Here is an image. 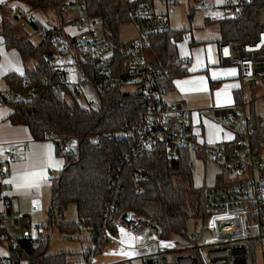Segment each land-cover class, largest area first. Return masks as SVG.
Instances as JSON below:
<instances>
[{
	"label": "trees",
	"instance_id": "obj_1",
	"mask_svg": "<svg viewBox=\"0 0 264 264\" xmlns=\"http://www.w3.org/2000/svg\"><path fill=\"white\" fill-rule=\"evenodd\" d=\"M24 1L31 9H49L64 3V0ZM263 3L264 0H241L237 17L218 19L219 41L245 43L254 39L262 25L259 18ZM83 4L87 16L99 21L102 40L112 46L111 73L125 74L126 53L132 41L121 42L120 30L124 22L133 19V2L83 0ZM2 27L7 46L17 48L24 61L37 60V65L27 69L23 76L12 73L7 76L11 87L24 85L34 90L30 99H6V103L13 107L12 122L28 125L34 138H44L55 132L58 139L68 142L77 139V146L73 148L71 145L64 155L66 163L52 182L47 226L57 227L66 234L79 227L90 229L94 246L84 252L86 258L101 251L105 230L117 233L116 219L122 212L131 211L155 220L163 238H168L172 232L185 234L189 218L208 215L205 204L207 188L194 184L189 150L183 149L178 157L159 155L156 151L139 148L133 139L120 133L148 115L142 93L125 91V83L119 80L103 92L96 91L95 106L82 105L77 97L78 88L65 78L60 65L53 60L55 55L72 54L84 76L93 79L97 75L98 70L84 57L85 45L79 43L76 36L65 33L63 25L52 26L41 29L45 36L35 44L28 34H22L19 18L17 23L9 21ZM186 31L169 28L150 38L148 51L152 65L171 68L170 77L187 73L189 63L179 56L176 44ZM249 84L259 87L256 81ZM235 96L238 106L248 103L250 109L248 121L236 128L237 137L247 129L252 146L260 147L264 144V118L252 100L248 101L243 89ZM229 125L234 126L233 121ZM141 171L147 173L146 178H140ZM70 202H75L76 220L65 216ZM2 236L0 230V240ZM18 241L17 247L11 246L16 258H20L24 251V254L36 258L38 264L68 262L66 253L47 254L44 238L34 243L24 236Z\"/></svg>",
	"mask_w": 264,
	"mask_h": 264
},
{
	"label": "built area",
	"instance_id": "obj_2",
	"mask_svg": "<svg viewBox=\"0 0 264 264\" xmlns=\"http://www.w3.org/2000/svg\"><path fill=\"white\" fill-rule=\"evenodd\" d=\"M134 8L133 20L136 23L138 35L127 49V67L125 74H112L109 64L113 54L112 46L102 40L100 29L95 28L98 20L83 17L78 21V42L85 46L84 57L98 73L93 79L83 77V82L89 81L97 92H103L114 86L119 80L125 84L136 86V91L142 93L148 106V115L133 126L121 130V134L133 139L141 149L156 151L159 155L178 157L183 149L194 156H209L221 162L235 181L207 188L205 204L208 215L199 231L187 235L191 244H180L160 236L161 228L150 218L125 211L116 219L117 233L109 230L103 233L102 244L114 241L122 250L131 252L141 259L142 264H264V144L253 147L251 134L246 129L245 134L225 143H203L195 139L187 122L188 110L179 101L165 99L163 80L171 75V68L154 67L150 61V38L157 32L169 29V19L165 14L154 12L153 4L146 0H131ZM167 6H173L176 0H163ZM240 2L226 0L231 18L240 14ZM203 4V2L201 1ZM16 9L21 12L19 6ZM21 25L32 22L30 14H23ZM42 36L45 32L42 31ZM66 47L65 44L61 45ZM218 56L223 65L237 66L240 77L249 82L256 81L264 85V24L258 30L256 37L248 42L222 40L218 43ZM83 57V58H84ZM53 60H61L55 55ZM60 69L62 65L60 64ZM65 72V71H62ZM125 79V81H124ZM33 89L25 92L15 89L0 91V104L6 99H30ZM95 106V101L91 102ZM247 104L242 106L245 108ZM218 113L227 122L239 120L235 107L225 108ZM249 113H245L244 122L248 121ZM236 126L235 128H237ZM51 137H57L55 132ZM246 146V152L240 150ZM60 154L65 155L71 149L65 139L58 140ZM8 161L12 155L7 153ZM190 166H194L191 161ZM147 177L145 171L140 172V178ZM10 172L3 170L1 183L11 186ZM5 194L0 192V200H5ZM12 211L11 203L5 202V208L0 215V224L7 227V215ZM205 219H210L209 223ZM15 223L26 228L25 236L33 241L32 216L30 213H19ZM38 237L42 238L41 226H36ZM121 229L124 231L122 232ZM209 233V239L204 242L201 236L204 230ZM127 233L133 237L132 242H126L118 235ZM6 237L7 235L4 234ZM121 236V235H120ZM38 238V239H39ZM19 243L11 240V244ZM260 251V262L256 263L253 250ZM133 258L121 259L112 264H129ZM7 258H2L0 264H8ZM29 264H38L31 259ZM82 264H96L94 254L85 258Z\"/></svg>",
	"mask_w": 264,
	"mask_h": 264
},
{
	"label": "crops",
	"instance_id": "obj_3",
	"mask_svg": "<svg viewBox=\"0 0 264 264\" xmlns=\"http://www.w3.org/2000/svg\"><path fill=\"white\" fill-rule=\"evenodd\" d=\"M148 1L153 4L155 13H164L163 8L161 9L157 7V0ZM234 1L238 2L239 0ZM159 2L167 5L163 0H159ZM197 2L204 8H212V10L211 8H208V10L216 11L218 13L219 10L223 11L222 16L217 18L216 21L218 19L231 16L229 7L226 5V0H197ZM17 6L20 7L22 13L16 9ZM83 8L84 4L82 5L80 0H64V3L60 7L49 9H31L28 3L24 0H3V2H0V66H2L0 67V91L15 89L25 92L27 89H32L24 87V85L11 87L12 85L9 83L7 76L11 73L17 76H23L27 69H32L37 65L36 59H30L28 62L24 61L17 48L7 46L5 37L2 33V26L4 23L9 21L17 23L18 18L21 20L20 17H23V14L28 13L32 15L35 23L29 22L28 24H31L34 31L39 34L40 38L38 42L35 43L38 44L44 38L42 36V30L49 27H44V24L38 20L39 18H36V13L39 11L46 13L45 16L47 17L48 22L50 19L54 18L56 13L59 18V22L57 24H53L52 26L63 25L62 29L65 33L70 36H75L78 33V21L83 18L80 14V11ZM71 12L76 13L75 17L69 16ZM68 16L70 17L69 19ZM86 17L88 16L86 15ZM42 18H44V16ZM207 20V22H210L212 18H207ZM131 21L134 20L132 19ZM127 22H124L123 24ZM28 24L26 23L25 25H22V30L23 27H26ZM28 35L30 36V34ZM137 35L138 30L137 33L129 40L122 41L121 35L120 40L121 42H130L134 40ZM187 35H189L188 38L191 39L188 45L189 49L186 54H183L180 51L178 44L179 40L176 41L179 56L189 63L187 66V73L177 77L168 76L165 80H163V84L165 86L164 97L170 101L181 102L188 110V126L197 141L220 144L236 139L238 138L236 132L237 129L230 126L229 123L227 124L234 129H228L225 125H223L225 124L224 121H226L223 116V124L219 121L211 119L209 116L203 114V112H200L202 110L197 108V101L193 98L185 99L184 96L187 98L188 95H192L194 92H204L205 94H208L211 99H209L206 106L210 108L205 110L213 109L215 115L220 117L221 115L218 111L225 108H236L238 106L236 104L235 95L236 92L243 89V87H240V84L244 81L239 75V69L237 66H226L220 62L218 56V43L221 37L220 35L218 38L208 40L205 43H196V41L190 37L192 34L188 32H185V35H183L181 39ZM70 56L73 57L72 54L62 56L64 62L61 70L65 71V78L70 81L74 87L78 88L79 92V86L83 84V77L85 78V76L82 74V71L77 64H75L78 69L76 73L69 70L68 66L71 63L67 64V60ZM17 68L20 69V71H17ZM247 82L250 83L249 81ZM215 106L221 108L215 109L213 108ZM12 113L13 107L11 104L6 102L0 104V192H4L6 201L11 203L12 207V211L7 215L6 229H3L0 224V230L3 231V236L0 240V260L2 258H7L9 261L8 264H29V261L32 258L28 253L24 254L23 251L22 256H20V258H16L14 253L11 251V246L17 247L19 245V243L12 245L11 240L13 239L18 241V239L25 236L26 231V228L17 225L14 219L19 213H30L32 216V223L34 225L32 242H37L39 238L36 233V226H41L40 230L43 232L42 238L45 237V232L42 227L43 225L48 224V209L51 203L52 182L55 176L59 175L61 172L66 163V159L65 156L59 152L57 141L60 139H58V137L47 136L39 139L34 138L28 125L12 122ZM210 139L211 142H209ZM48 145H51V149L46 147ZM8 152L12 155V159L10 161H8L7 158ZM196 157L197 156H194L191 153V161L194 162V166ZM5 168H7L10 172V181H12L11 186H4L1 183L3 170ZM41 171L43 178H36L30 185L25 184L24 177L26 173ZM6 201L0 200V215L3 213ZM4 234L7 236L5 237ZM125 234L127 233H122L120 235L124 236ZM127 235L131 236L129 234ZM116 251L120 254L118 256H112L109 260L107 259L105 261L106 263H98L94 255L95 263L112 264L121 259L138 258L131 252L122 250L118 247V245Z\"/></svg>",
	"mask_w": 264,
	"mask_h": 264
},
{
	"label": "rangeland",
	"instance_id": "obj_4",
	"mask_svg": "<svg viewBox=\"0 0 264 264\" xmlns=\"http://www.w3.org/2000/svg\"><path fill=\"white\" fill-rule=\"evenodd\" d=\"M80 3L83 5L82 0ZM158 8H163L165 15L169 19V28L174 31H183L187 30L186 32L192 34V37L196 43H205L208 40H213L219 37L220 29L219 23L216 21L217 18H220L223 14V11L219 10V13L216 11L208 10V8L202 7L197 0H176V3L173 6L168 7L165 4H161L159 0L156 3ZM53 13V12H52ZM75 12H71L69 16L75 17ZM82 17H86V9L83 8L80 11ZM46 13L39 11L36 13V18H39L44 27H50L53 24H57L59 22V18L55 13L54 18L47 21V17L45 16ZM44 16V18H42ZM68 16V19L70 18ZM207 18H212L210 22H207ZM259 21L264 24V3L263 6L260 8V18ZM28 24V23H27ZM95 28H100V24L96 23ZM137 33V26L134 21L127 22L122 24L120 35L122 41H127L132 38ZM22 34H30L31 40L34 43H37L40 36L37 34L33 26L28 24L26 27H23ZM189 35L184 37L183 39H179V49L183 54H186L189 49V42L190 39L188 38ZM63 57L60 61H58V65H63ZM71 63L68 68L69 70L74 71L75 73L78 69L75 66V62L72 56H70L67 60V64ZM66 69V68H65ZM76 78V77H75ZM78 78V77H77ZM240 87H243V92L246 94L248 101L252 100V102L256 106V110L258 113L264 118V85L260 84L259 87H254L250 85L247 81H243L240 84ZM125 91L135 92L136 86L132 84H125L124 87ZM95 86L89 82L85 81L81 86H79V92L77 93V97L79 102L82 105L89 106L91 102L95 98ZM185 99L193 98L197 101V108H200L203 114L209 116L211 119L219 121L223 124L224 119L222 116L217 117L214 113L213 109L206 106L210 96L205 94L204 92H194L192 95H188L187 98L184 96ZM180 100V99H178ZM186 105V104H185ZM187 106V105H186ZM237 106L235 108L236 112L239 114V120L237 121L236 126H240L242 122H244L245 113H249V105ZM215 109H219L221 107H213ZM225 125L228 129H234L230 127L226 121H224ZM235 126V127H236ZM245 134V132H244ZM243 134V135H244ZM70 145L73 148L77 146V139L69 140ZM246 152V146L240 150V153L244 154ZM193 168V179L195 186L200 188H209L215 185H221L223 183L233 182L236 180L232 174L228 172L226 168L221 165V162L217 159L209 156H197L195 158V166ZM65 216L69 220H76L77 219V212H76V205L75 202H70L68 208L66 210ZM210 219H205V222L208 224ZM204 219L202 217H191L187 221V229L186 233L190 236L195 231H199ZM42 229L45 232V241H46V253L47 254H58V253H66L68 257L67 264H82L85 261L84 252L89 248H92L93 242L91 240V230L87 229L86 227H79L76 231L66 234L61 232L57 227H50L47 224L43 225ZM36 233L38 231L36 229ZM179 233V232H172L168 236V240L170 241H178L180 244H191L190 239L187 235ZM49 236V238H48ZM119 238L123 239L126 242H132L133 238L125 234L124 236L118 235ZM206 239H209V233L205 229L202 233L201 240L204 242ZM117 250V244L112 242H104L101 248V251L95 254V258L98 263H106L105 261L111 259L112 256L119 255ZM115 252V253H112ZM116 256V257H117ZM253 257L257 262H260V251L257 248L253 250ZM33 260H38L31 256ZM129 264H142L141 259L134 258L129 261Z\"/></svg>",
	"mask_w": 264,
	"mask_h": 264
},
{
	"label": "snow or ice",
	"instance_id": "obj_5",
	"mask_svg": "<svg viewBox=\"0 0 264 264\" xmlns=\"http://www.w3.org/2000/svg\"><path fill=\"white\" fill-rule=\"evenodd\" d=\"M0 2H3V0H0ZM0 67H2V66H0ZM17 71H20V69H16ZM232 71H234V70H232ZM177 83H179V82H177ZM218 95H219V93H218ZM210 136H211V133H210ZM209 142H211V139L209 140ZM48 149H51V145H48V146H46ZM49 156H50V153H49ZM36 178H43V176H42V171L41 172H32V173H26L25 174V177H24V179H25V184L26 185H30V184H32L33 183V181L36 179ZM6 183H12V181H5ZM19 186V185H18ZM121 231L123 232L124 230L123 229H121Z\"/></svg>",
	"mask_w": 264,
	"mask_h": 264
},
{
	"label": "water",
	"instance_id": "obj_6",
	"mask_svg": "<svg viewBox=\"0 0 264 264\" xmlns=\"http://www.w3.org/2000/svg\"><path fill=\"white\" fill-rule=\"evenodd\" d=\"M124 81H125V79H124ZM62 174V173H61Z\"/></svg>",
	"mask_w": 264,
	"mask_h": 264
}]
</instances>
